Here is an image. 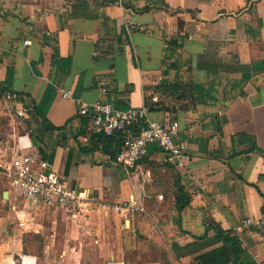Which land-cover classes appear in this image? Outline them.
<instances>
[{"label": "crops", "instance_id": "0c3cea01", "mask_svg": "<svg viewBox=\"0 0 264 264\" xmlns=\"http://www.w3.org/2000/svg\"><path fill=\"white\" fill-rule=\"evenodd\" d=\"M77 100L177 122L187 167L154 147L136 170L117 166L120 140L90 136ZM0 148L88 197L60 220L16 200L0 170V264H69L80 218L124 203L144 210L117 212L148 244L114 264L129 252L134 264H264V226H243L264 211V0H0ZM219 230L241 242L236 262Z\"/></svg>", "mask_w": 264, "mask_h": 264}, {"label": "built area", "instance_id": "2783aa9c", "mask_svg": "<svg viewBox=\"0 0 264 264\" xmlns=\"http://www.w3.org/2000/svg\"><path fill=\"white\" fill-rule=\"evenodd\" d=\"M133 26L129 25V29ZM11 97V94H8ZM72 97L64 92L63 98ZM79 115L86 120L90 136H105L120 140V149L115 163L127 171L136 170L149 157L154 147L166 156L167 163L176 169H185L190 159L189 147L177 142V122L160 123L149 119L146 107L120 110L112 103H97L93 106L77 100ZM0 170L8 179V192L16 200H25L42 207L47 212L61 213L76 218L85 212L88 197L79 192L68 180L49 171L45 163L35 157L0 148ZM118 212L144 211L138 205L124 203L116 207ZM264 226V211L258 219H247L243 226Z\"/></svg>", "mask_w": 264, "mask_h": 264}, {"label": "rangeland", "instance_id": "374dc122", "mask_svg": "<svg viewBox=\"0 0 264 264\" xmlns=\"http://www.w3.org/2000/svg\"><path fill=\"white\" fill-rule=\"evenodd\" d=\"M55 216L62 220L64 215L55 213ZM88 218L91 219L87 221L84 217L80 218L78 226L76 225L79 233L70 238V243L78 246L80 252L69 258V264H114L111 255H117V262H120L123 246L132 248L134 245L148 244V242L135 237L133 232L127 230L128 223L125 228L124 219L119 216L116 210H96ZM55 227L61 234L59 235L60 244H66L67 237L62 236L64 224L60 221ZM33 238V243L36 246L41 245L42 240L40 237L35 236ZM135 255L133 252L126 254V258L132 262L131 264H134V261L138 259V257L135 258Z\"/></svg>", "mask_w": 264, "mask_h": 264}, {"label": "trees", "instance_id": "16d2710c", "mask_svg": "<svg viewBox=\"0 0 264 264\" xmlns=\"http://www.w3.org/2000/svg\"><path fill=\"white\" fill-rule=\"evenodd\" d=\"M242 136H245V135H242ZM93 137H95L96 139H100L102 141L109 142V143H111L112 140H114L113 138H108L105 136H93ZM245 137H247V136H245ZM107 152L110 153V151H108V150H107ZM115 156L116 155H114L113 157L115 158ZM179 192H180V196L177 198V209L179 212H182L183 209L189 204L190 199L187 197V195L185 194V192L181 188H179ZM218 237L223 243L231 245L235 248L233 261L236 262L237 259L242 254L241 242L238 240L237 237H233L230 234H227L221 230H219V236Z\"/></svg>", "mask_w": 264, "mask_h": 264}, {"label": "water", "instance_id": "95a60500", "mask_svg": "<svg viewBox=\"0 0 264 264\" xmlns=\"http://www.w3.org/2000/svg\"><path fill=\"white\" fill-rule=\"evenodd\" d=\"M75 188V185H74ZM5 199H8V192L5 193Z\"/></svg>", "mask_w": 264, "mask_h": 264}]
</instances>
